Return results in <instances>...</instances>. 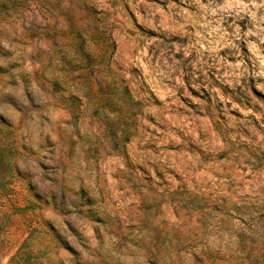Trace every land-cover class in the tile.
Listing matches in <instances>:
<instances>
[{"label":"rangeland","instance_id":"rangeland-1","mask_svg":"<svg viewBox=\"0 0 264 264\" xmlns=\"http://www.w3.org/2000/svg\"><path fill=\"white\" fill-rule=\"evenodd\" d=\"M0 148V264H264V0H0Z\"/></svg>","mask_w":264,"mask_h":264},{"label":"trees","instance_id":"trees-1","mask_svg":"<svg viewBox=\"0 0 264 264\" xmlns=\"http://www.w3.org/2000/svg\"><path fill=\"white\" fill-rule=\"evenodd\" d=\"M111 88V87H109ZM114 88L112 90H110L109 93V97L110 98H115V95L113 94ZM127 90L122 91L123 93H126ZM4 153H5V149H1L0 148V172L2 171L1 169L3 168L4 162H5V157H4ZM8 186V183H6L3 179L0 178V192H2V190H6V187Z\"/></svg>","mask_w":264,"mask_h":264}]
</instances>
